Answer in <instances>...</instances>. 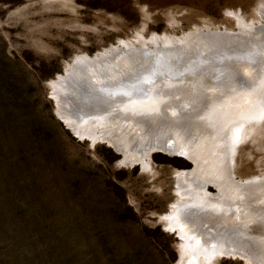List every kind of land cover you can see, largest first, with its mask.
<instances>
[{"label": "rangeland", "instance_id": "1", "mask_svg": "<svg viewBox=\"0 0 264 264\" xmlns=\"http://www.w3.org/2000/svg\"><path fill=\"white\" fill-rule=\"evenodd\" d=\"M263 7L264 0H0V264H195L193 259L197 258L200 262L196 264H249L244 258L219 250L215 257L206 260V250L216 248L222 238L221 234L203 232L210 225L198 223L207 216L212 218L213 214L205 210L197 213L202 207H193V213L198 216L197 227H201L199 233L188 227L187 220L193 215L187 211L182 214L184 230L170 228L167 217L181 198L178 176L195 168L188 157L150 148L149 155L143 158L145 161L130 160L120 143L106 144L100 134L93 138L86 135L88 129L82 131L69 125L68 114H79L71 108V103L79 109L87 102L85 96L94 100L103 98L105 94L101 91L111 88L109 84L114 87L121 83L123 76H106L107 80H100L91 72L105 66L85 64L76 72L84 78L68 75L59 85L56 81L59 76L67 77L69 65L81 64L84 57L95 61L117 47H137L138 61L139 52L145 47H176L179 39L197 30L207 33L211 29L209 36L215 34L220 40L232 34V30H238L242 18L243 25L260 21L254 29L257 32L264 26ZM249 36L257 38L260 34L253 32ZM199 38L194 48H199V43L209 44L207 37ZM244 43L243 59L251 61L256 57L264 64V45L251 39ZM141 45L145 49H140ZM240 52L238 48L237 54ZM183 54L187 58L188 54ZM129 56L125 57L126 65L136 61ZM221 58L222 54L218 59L224 61ZM211 69L216 68H205L202 77ZM263 78L262 73L255 80L254 89L259 90L256 100H264ZM211 83L198 81L197 88L208 91L204 84ZM248 88L235 87L233 92L217 95L214 101L217 104L208 111L198 104L194 110L177 105V97L183 92L190 95L196 90L188 86L189 91L178 90L177 97L171 94L173 102H177L172 110L176 114H201L218 127L229 122V114L245 113L250 99L236 98L239 92L252 90ZM127 94L118 99L124 107L129 103L126 101H134L133 93ZM227 99L231 101H221ZM138 101L153 107L149 101L156 100L140 97ZM113 105L116 104H109L103 110L112 109ZM161 109L162 106L152 114ZM255 109L257 113L259 110ZM137 111L123 114H145ZM161 112L172 113L167 108ZM242 115L231 119L240 121ZM250 116H243L238 142L231 145L235 178L243 184L264 179V116L248 122L253 119ZM147 119L144 117L137 124L143 127L153 121ZM123 120L124 117L120 122ZM175 120L178 119L160 125L170 129L175 126ZM85 124L87 128L89 124ZM127 130L132 138L138 136L129 127L114 135ZM162 137L159 142H167V135ZM149 139L153 138L149 136ZM129 145L136 154L141 146L147 148L144 144ZM204 186L209 193L218 195L212 184ZM202 215L204 218L199 219ZM215 217L213 224L220 228L222 219ZM180 219L177 214L175 224L179 225ZM250 226H255V222ZM233 228L236 226L230 229ZM255 245L259 247L258 243Z\"/></svg>", "mask_w": 264, "mask_h": 264}, {"label": "bare ground", "instance_id": "2", "mask_svg": "<svg viewBox=\"0 0 264 264\" xmlns=\"http://www.w3.org/2000/svg\"><path fill=\"white\" fill-rule=\"evenodd\" d=\"M243 20L242 18L241 22L238 23L240 25L238 30H232V34L228 35L229 37H222L220 40L219 36H215V34L209 36L211 34V29H207V33L197 30L191 33V35L179 39L177 43L182 46H170L164 49L159 47V45L154 46V49L149 48V46L145 47V49V44L144 46L141 45L142 47L140 46L139 48H144L145 50H140L141 52L143 51V53L139 52L140 59L138 61L136 57L138 55L135 54L138 48H133L131 46L117 47L110 52L106 51V54L104 53V55L101 54L102 56H96H100V58L95 61L91 58L86 59V57H84L82 59L85 60H83L81 64L76 62L75 65L74 63L69 65L65 72V76L67 77H57L56 85H59L62 79L68 78V75H74V78H84V76L80 74L77 75L76 72L79 71L78 68L80 69L81 66L85 64H89L92 67H95V65L97 67L99 65H101V67L105 66L103 70L95 72L93 70L91 72L93 77L97 76L100 80H107L108 78H106V76H123L124 79L121 80V83H118L114 87L109 84L111 88L107 87L109 88L107 91H101V94H105L103 98L94 100L95 98L85 96L84 99L87 100V102H84L83 105L79 107V114H68V119L71 121H67L69 125L73 128L81 129L82 131L83 129H88L87 136H92L94 138L99 137L98 134H100L102 139L107 143L113 145L120 143V145L124 146V153L126 156L130 157H128L130 160L140 158L139 160L145 161L143 158L149 155L150 148L151 150L161 149L172 153L175 152L188 157L194 163L195 168L193 171L185 172L178 176L177 183L179 185L178 189L181 198L172 206L170 214L167 217L169 219L167 221L170 224V228L173 231L177 230L178 227L184 230L185 219L182 217V214H184L183 211H187L193 215L192 218L187 220L188 227L195 229L196 232L199 233L201 227H197L196 223L198 222L195 220L198 216L193 213V207H202L203 209L197 210V213L205 210L207 213L210 212L213 214L212 218L211 216H205L206 219L198 223L203 226L204 224L210 225L211 230L204 229L203 232H209L214 235L221 234L220 236L222 238L221 242L219 241L220 244L216 248H209L206 250V260L212 259V256L215 257L217 255L216 252L219 250L221 251L220 253L223 254H231L235 257L239 256L244 258L249 264H264V224H257V222L264 220V179L256 180L255 183L252 184H248L247 182L243 184L242 181L237 180L235 178L234 150H232L233 147L231 148V145L238 142L239 137L237 138V132L244 124L242 121L245 116H252L253 119H249L248 122H254V120L258 121L264 116V100L262 98V100H260V98L256 100V95L259 90H255L257 88L254 89L253 87L251 91L245 92L243 90V92H239L240 94H238L237 100H242V98L246 97L250 99L251 103H247L246 109H244L245 113L238 112L239 114H229L231 115L228 116L229 122H223L219 124L218 127L212 120L204 119L201 114H176V112L172 110L173 104L177 102H173L171 94L177 97L178 90L180 91L183 89V91H189L187 89L188 86H193L196 90H193L190 95H188V92H183V95L177 97L176 101H179L177 105L179 107L184 106L187 109L192 108L194 110L195 106L198 104L203 108L206 107L205 109L210 111L213 105L217 104L214 102L217 95L221 94V96H224L228 92H233L235 87L247 88L253 81L259 80L262 73L264 74V64H261L260 58L253 57L251 61H248L242 57L246 54L245 48L242 47V45L245 44L244 41L251 39V41L255 40L264 45V26L255 32V26L257 24L260 25L261 22L257 21V24L254 25L249 22V25H243L245 21ZM249 30H252L255 34H260V37L251 38L249 35L253 34V32ZM199 37H207L206 42L209 44L204 45L199 43V48H194L195 45H198V40H200ZM232 39L235 40L233 41ZM234 46L235 48H233ZM238 48L242 51L239 54H237ZM126 49L128 50L126 51ZM146 51H149V53L144 55ZM124 52L127 54H124ZM183 52L188 54L187 58ZM151 53L152 55H148ZM159 53H163L166 56H160ZM221 54V59L224 60L222 62L218 59ZM127 55H130L129 57L136 61L126 65L125 59ZM251 55L255 56L256 54L251 53ZM262 57L264 58V55ZM213 58H215V60H213ZM211 66L216 69H211L207 75L202 77L203 72L207 71L204 69ZM142 73L144 75H141ZM224 73H226V75ZM248 77L250 79H248ZM226 79H231V82H226ZM203 80L212 81L211 84H204L208 91L197 88L199 87L197 84L198 81ZM90 84H93V81ZM175 85H177V90L173 88ZM118 88H120V91L117 93L115 91L119 90ZM123 88L132 89L131 93H133L132 98L134 101H126L129 102L125 103L126 107L121 103L119 104L118 100L129 96L127 94L128 91L121 90ZM134 88H137V90H134ZM170 88H173L174 92L173 89ZM65 89L68 90V88ZM167 90L169 91L164 93V91ZM113 93H115L113 98L118 96L117 99H112L111 96ZM119 93H126V95H119ZM164 95L165 97H163ZM140 97L156 101H149L153 107H147L144 106L142 102L138 101ZM221 101L228 102L231 100L227 99ZM112 103L116 104L115 106L113 105L114 108L103 110V108H109L110 106L107 105H112ZM60 106V103H58V109ZM160 106H162V111L164 108H167L170 109L172 113L159 114L161 112L160 110L158 113H156V111L154 112L156 114H152L153 109L157 107L158 110ZM218 107L222 108L221 105ZM254 108L259 111L254 113ZM133 109L134 111L138 110L137 112H144L145 114H123V112ZM71 111L73 110L71 109ZM99 113H106V115H95L91 117L92 114ZM241 114L244 115H242L240 121L239 119H231ZM123 117L124 120L123 123H121L120 121ZM144 117L146 119L152 118L153 121L149 120L150 123L142 127L137 124V122L140 119H144ZM175 117L178 120H175L176 124L174 127L171 126L169 129V127L167 128L160 125L163 121L173 120ZM220 119L219 117V120ZM89 120L90 122H87ZM245 122H247V120H245ZM85 123L89 124L87 128ZM225 123L226 126H224ZM135 124L138 125L139 128H137ZM96 127H98L99 130L94 132L93 130L96 129ZM126 127L133 130L134 133L137 132L138 136L134 135V138H132L131 134L128 132L129 129L119 136L114 135L120 130H124ZM150 129L151 131L146 135L147 130ZM165 134L167 135V142H164L165 140L159 142V138H163L162 136H165ZM245 135L247 136V133H245ZM149 136L153 139L147 140ZM129 144H134V146L144 144L147 148L144 149V147L141 146V148L137 149L139 153L137 152L138 154H136L133 153L132 145ZM173 146H179V148H173ZM141 150L143 151L142 153H140ZM201 181L203 182L201 183ZM205 183L212 184L216 188L218 195L209 193V190L206 191L204 186ZM177 214L181 217L180 223H182V226L180 223L179 225L175 224ZM217 215L222 219L223 226H219L220 228H217L218 226L213 224V220H217V217H215ZM202 217L204 218L202 215L199 219ZM254 222L255 226L251 227L250 225ZM249 223L250 225L245 227V225ZM232 226H236V228L230 229ZM255 227L259 230H254ZM257 243L259 247L261 245V250L259 247H256L255 244ZM234 245L243 250H234ZM199 260L198 258L197 260L193 259V263L200 262Z\"/></svg>", "mask_w": 264, "mask_h": 264}, {"label": "water", "instance_id": "3", "mask_svg": "<svg viewBox=\"0 0 264 264\" xmlns=\"http://www.w3.org/2000/svg\"><path fill=\"white\" fill-rule=\"evenodd\" d=\"M119 90H116L115 92H119L120 91V88H118ZM122 91H131L132 89H129V88H123V89H121ZM134 90H137V88H134ZM118 98V96L117 97H115V98H112V99H117ZM73 104L71 103V108L73 109V110H75V111H77L78 110V107L77 106H72ZM105 142V141H104ZM106 143V142H105ZM106 144H108V143H106ZM111 147H113L112 145H110ZM114 148V147H113ZM115 149V148H114ZM116 150V149H115ZM117 152H119V153H121L120 151H118V150H116Z\"/></svg>", "mask_w": 264, "mask_h": 264}, {"label": "snow or ice", "instance_id": "4", "mask_svg": "<svg viewBox=\"0 0 264 264\" xmlns=\"http://www.w3.org/2000/svg\"><path fill=\"white\" fill-rule=\"evenodd\" d=\"M249 31H252V30H249ZM147 82V81H145ZM256 82L253 81L250 85H249V88H253V87H256ZM112 95H115V93H113ZM119 95H126V93H119ZM153 111H158L157 109H153ZM137 114H141V113H137ZM148 114H151V113H148ZM257 224H264V220H261L259 222H257ZM239 250V249H238Z\"/></svg>", "mask_w": 264, "mask_h": 264}]
</instances>
